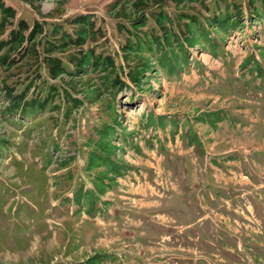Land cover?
Listing matches in <instances>:
<instances>
[{
    "label": "rangeland",
    "instance_id": "374dc122",
    "mask_svg": "<svg viewBox=\"0 0 264 264\" xmlns=\"http://www.w3.org/2000/svg\"><path fill=\"white\" fill-rule=\"evenodd\" d=\"M103 124L130 170L98 196ZM97 253L264 264V0H0V264Z\"/></svg>",
    "mask_w": 264,
    "mask_h": 264
},
{
    "label": "trees",
    "instance_id": "16d2710c",
    "mask_svg": "<svg viewBox=\"0 0 264 264\" xmlns=\"http://www.w3.org/2000/svg\"><path fill=\"white\" fill-rule=\"evenodd\" d=\"M250 61L251 59H248L247 63ZM222 120L223 118L220 116V112L214 111L198 114L196 118L198 123H207L211 126H216L218 122ZM156 121V123L163 127L166 126L164 116L157 117ZM96 135L98 139H90L88 141L90 151L88 153L87 167L85 168L88 172L104 169V171L97 174L93 180L96 194L102 196L105 195L109 189L114 187L117 179L122 178L125 173L130 170V165L120 156L119 152L122 148L120 149V147L115 144L117 135L114 127L103 124L100 129L96 130ZM192 140L197 141L196 137ZM89 196L90 194L87 191H80L76 196V202L84 207V203ZM105 256L106 255L102 253H97L86 259L85 262L76 264H102Z\"/></svg>",
    "mask_w": 264,
    "mask_h": 264
},
{
    "label": "crops",
    "instance_id": "0c3cea01",
    "mask_svg": "<svg viewBox=\"0 0 264 264\" xmlns=\"http://www.w3.org/2000/svg\"><path fill=\"white\" fill-rule=\"evenodd\" d=\"M256 149H257V148L254 147L251 151L254 152ZM252 193H253V191H252ZM256 206H258V204H257L256 202H254L253 204H252V203L248 204V209H249V211H250L252 214H253L254 211H256V210H255L256 208H254V207H256Z\"/></svg>",
    "mask_w": 264,
    "mask_h": 264
}]
</instances>
